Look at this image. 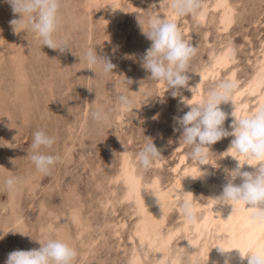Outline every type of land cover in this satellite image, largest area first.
<instances>
[{
  "label": "rangeland",
  "instance_id": "rangeland-1",
  "mask_svg": "<svg viewBox=\"0 0 264 264\" xmlns=\"http://www.w3.org/2000/svg\"><path fill=\"white\" fill-rule=\"evenodd\" d=\"M84 1L62 0L55 36L67 41L68 49L60 52L41 47L31 32L15 34L9 21L18 19L19 14L0 0V27L6 26L4 33L0 30V232H8L0 239V264H5L10 252L38 249L37 240L49 237L76 249L73 264H130L133 239L129 235L135 215L131 201L122 198L123 181L115 178L121 142L141 180L157 177L161 185L169 184L182 166L193 162L182 143L183 129L174 122V117L183 116L189 107L183 105L176 113L179 96L173 98L172 89H166L162 81L150 80V73L141 66L151 41L142 34L138 19L152 13L153 0H130L133 11L128 0H120L125 13L112 34L114 47L106 40L108 29L102 26L106 9L103 5L86 8ZM205 1L212 2L202 3ZM229 1L234 19L225 31L218 22L219 11L213 7L204 20L197 15L174 20L184 39L196 48L187 73L190 88L203 67L211 64L215 52L225 45L233 49L234 60L218 74L203 79V97L212 84L228 79L230 69L235 71L238 86L243 85L264 48V0ZM156 8L168 19L162 7ZM88 49L107 55L115 65L113 72L105 74L99 66L95 72L89 69L81 58ZM127 79L132 81L130 85ZM120 93L132 98L130 108L117 105ZM179 93L188 101L191 91L180 88ZM241 98L249 109L254 107L253 96L244 92ZM97 108L106 113L107 122L90 118V111ZM228 126L226 119L225 129ZM41 129L56 137L52 154L61 157L49 175L38 173L29 158L33 133ZM227 138L206 150L214 180H223L227 173L222 168L228 160L223 155ZM148 141H153L161 155L144 171L136 157ZM181 155L185 161L178 165ZM177 165L179 170L173 167ZM8 177L18 179L15 191L6 188ZM200 184L196 180L191 187L197 202L206 196ZM73 211L78 221L72 219ZM180 219L176 201L168 211L166 225L176 226ZM151 261L152 257L143 258L144 264Z\"/></svg>",
  "mask_w": 264,
  "mask_h": 264
},
{
  "label": "clouds",
  "instance_id": "clouds-1",
  "mask_svg": "<svg viewBox=\"0 0 264 264\" xmlns=\"http://www.w3.org/2000/svg\"><path fill=\"white\" fill-rule=\"evenodd\" d=\"M5 2L11 6L14 14H19L18 19L9 21L15 34L21 31L31 32L41 47L47 46L60 52L68 49L67 41L58 40L55 36L60 23L59 11L62 0H5ZM159 2L160 8H170L177 16L195 17L203 7L202 0H159ZM138 26L142 34L151 41V46L146 50L141 61V66L150 73L149 79L162 81L166 89H172L173 98L180 95V88H188L192 91L188 84L191 77L187 73L190 72V61L196 53V48L184 39L177 23L161 17L157 11L153 10L147 18L138 19ZM81 58L94 72L97 66L105 74L113 72L115 68L107 55H98L96 50H86ZM126 82L129 85L132 83L130 79ZM236 87L234 81L221 79L212 84L206 95L195 103H188L181 96L180 102L189 107V111L183 116L174 117V120L183 129L181 138L182 143L189 149V159L197 165L207 164L209 152L206 149H210L211 145L222 138L233 137L229 148L233 150L231 156L238 161V164L230 173L231 178L223 186L220 195L214 198V205H231L234 211L237 204H242L250 209L249 216L253 222L264 225V104H260L250 114H238L233 100ZM91 90L89 88V91ZM229 102L234 105V110L226 113L220 105ZM132 104L133 100L129 95L120 93L117 96L119 107L127 109ZM89 115L98 123L107 122V115L103 109L91 110ZM229 115L232 117L229 126L231 131L224 127V122ZM176 130L178 129L174 128V131ZM55 143L56 137L47 134L43 129L33 133L29 158L38 173L49 175L61 161L58 154H52ZM121 143L126 151L127 146ZM160 155L153 141H148L143 144L137 154V164L142 170L148 171ZM249 161H255V163H249ZM246 163L251 166L258 165V167L254 172L242 171ZM204 175L200 170L199 174H185L184 177L196 180ZM237 177L242 181L238 185L233 182ZM18 183L15 177L4 180L9 191H15ZM144 191H150L162 208L155 190L145 189ZM183 193L182 188L174 190L179 212L184 222L191 226L197 223L198 208L191 199L184 197ZM7 234L8 232H0V239ZM217 238L223 237L218 235ZM37 241L41 245L38 249L14 250L8 254L5 264H73L77 257L76 249L61 239L49 237ZM187 241L190 246H193L190 240L187 239ZM215 248L221 255L237 250L240 260L247 259V264H264V248L256 250L249 248L244 251L239 247L226 248L221 244L215 245ZM225 264H229L227 259Z\"/></svg>",
  "mask_w": 264,
  "mask_h": 264
},
{
  "label": "bare ground",
  "instance_id": "bare-ground-1",
  "mask_svg": "<svg viewBox=\"0 0 264 264\" xmlns=\"http://www.w3.org/2000/svg\"><path fill=\"white\" fill-rule=\"evenodd\" d=\"M128 1L130 2L131 9L133 5L130 0ZM207 2L205 1L203 7L199 10L197 14L198 19L204 20L209 8L213 7L214 10L219 11L218 22L221 29L225 31L234 19V7L229 0H212L210 4L209 1ZM83 5L86 8L103 5L106 9L102 26L108 29L106 40L114 47L115 42L112 39V34L116 30L117 21L122 19L125 13V9L121 6L120 0H85ZM151 5L152 12L153 10L157 11L156 7L157 5L160 7V2L159 0H153ZM153 5H155V8H153ZM7 6H9L8 3ZM162 8L165 10L166 18L170 20L177 18V15L170 8ZM131 10L133 11V9ZM0 28L1 32L4 33L6 29L5 24ZM234 58V52L230 45H225L215 52L211 64L203 67V70L191 86L192 91L187 102L195 103L202 99L203 79L209 75L212 77V75L218 74L219 70L223 67L225 68ZM256 63V68L241 86H238V79L235 76L234 69L229 68L230 71L227 73L228 79L234 81L237 85L233 100L236 104V111L240 115L250 114L260 104H264V48L257 58ZM162 87L163 84L160 85V89ZM244 92L253 96L251 100L255 101V105L251 109L248 108L247 101L241 98ZM180 97L179 95L178 100L176 99V104L174 103L176 113H179L184 105L180 102ZM220 107L226 113H231L234 110L232 102L222 104ZM228 119L230 126L232 117L229 115ZM229 126L227 130L231 131ZM232 139L233 137L231 136L227 138L223 149V155L228 157V160L223 162L222 165V168L225 171L227 170L223 180H214L210 177L211 168L208 159L206 161L207 164L197 165L191 162L190 164L182 166L179 170L178 165L185 161V156L181 155L178 165L173 166L179 171L178 173H176L177 170L174 172L176 173V176L173 177L174 180L166 185H161L157 177L150 178L146 181L141 180L134 170V163L130 155L122 147L121 159L119 161L120 167L115 178L123 181L125 191L122 198L131 201V207L133 208V210L131 209L132 214L135 215V217L133 216L134 220L129 235L133 239V247L128 256L130 264H144L143 258L149 257H152L150 264H225L226 259L229 261V264H247V259L244 261L240 260L237 250H232L230 253L221 255L216 250L215 245L221 244L226 248L239 247L244 251H247L249 248H253L254 250L264 248V225L255 223L250 219V209H247L242 204H237L234 211H232L231 205H214V198L220 195L223 186L231 178L230 173L236 169L238 164V161L231 156L233 150L229 148ZM249 163H255V161H249ZM256 167L258 165L251 166L246 163L241 170L254 172ZM200 170L205 175L196 180H199L201 182L200 185L204 186L206 196L201 202H197L192 198L191 194L192 184L196 180L184 176L185 174H199ZM233 182L238 185L242 181L237 177ZM143 188L155 190L160 198L162 208L156 202V198L151 192H145ZM180 188L184 191V197L191 199L198 208L197 223L191 226L187 225L180 214L181 219L176 226H167L166 216L177 201L174 190ZM71 217L74 221H78V216L74 211L71 213ZM218 235L223 238L218 239ZM177 236H179L178 242L173 247L172 242ZM186 238L191 241L193 246L188 244Z\"/></svg>",
  "mask_w": 264,
  "mask_h": 264
}]
</instances>
